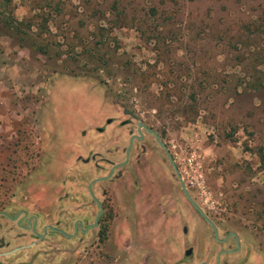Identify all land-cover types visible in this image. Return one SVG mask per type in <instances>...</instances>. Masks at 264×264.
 <instances>
[{"label": "rangeland", "instance_id": "obj_1", "mask_svg": "<svg viewBox=\"0 0 264 264\" xmlns=\"http://www.w3.org/2000/svg\"><path fill=\"white\" fill-rule=\"evenodd\" d=\"M127 111L203 208L264 235V0H0L1 212L58 221L96 176V128ZM63 246L32 264H77Z\"/></svg>", "mask_w": 264, "mask_h": 264}, {"label": "flooded vegetation", "instance_id": "obj_2", "mask_svg": "<svg viewBox=\"0 0 264 264\" xmlns=\"http://www.w3.org/2000/svg\"><path fill=\"white\" fill-rule=\"evenodd\" d=\"M127 114L120 128H96L92 143L103 138L106 144L101 149L94 145L90 156L79 160L96 176L82 196L59 199L58 221L46 220L45 214L0 211V219L15 225L3 235L0 222V264H9L4 258H13L11 264H32L39 251L46 258L56 249L66 252V241L78 245L77 264H264L263 233L230 220L226 224L223 214L203 208L182 176L165 132ZM106 122L116 123L112 118ZM134 123L136 128L128 129ZM158 138L208 220L186 197ZM10 235L18 245L6 239Z\"/></svg>", "mask_w": 264, "mask_h": 264}, {"label": "water", "instance_id": "obj_3", "mask_svg": "<svg viewBox=\"0 0 264 264\" xmlns=\"http://www.w3.org/2000/svg\"><path fill=\"white\" fill-rule=\"evenodd\" d=\"M126 114H127V112H126ZM131 116H134L133 114L131 115ZM142 126V125H141ZM158 141H159V144L165 149V150H167V152H168V154H169V156H170V159H171V162H172V164H173V166H174V168L176 169V172H177V176H178V178H179V180H180V182H181V184H182V187H183V190H184V193H185V195H186V197L188 198V200L191 202V204L204 216V214H203V212H202V210L197 206V204L192 200V198L190 197V195H189V193H188V191H187V189H186V187H185V185H184V182H183V179H182V177H181V175H180V173H179V171H178V169H177V167H176V165H175V162H174V160L172 159V157H171V154L169 153V151H168V149H167V147L161 142V140L158 138ZM204 218L206 219V220H208L205 216H204ZM15 252H17V251H15ZM14 252H12V253H10V254H13ZM10 254H8V255H10Z\"/></svg>", "mask_w": 264, "mask_h": 264}]
</instances>
